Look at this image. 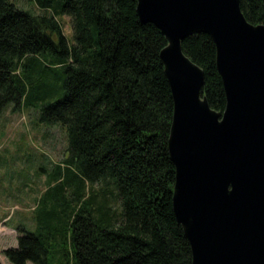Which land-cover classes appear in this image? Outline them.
Returning a JSON list of instances; mask_svg holds the SVG:
<instances>
[{
    "label": "trees",
    "instance_id": "1",
    "mask_svg": "<svg viewBox=\"0 0 264 264\" xmlns=\"http://www.w3.org/2000/svg\"><path fill=\"white\" fill-rule=\"evenodd\" d=\"M33 1L44 12L0 0V110L30 106L61 125L66 147L34 195V229L16 227L17 245L2 249L8 264H66L70 256L75 264H191L172 208L165 36L140 20L137 0ZM239 1L248 21L264 23V0ZM181 44L203 70L210 107L223 111L211 36L192 33Z\"/></svg>",
    "mask_w": 264,
    "mask_h": 264
},
{
    "label": "water",
    "instance_id": "2",
    "mask_svg": "<svg viewBox=\"0 0 264 264\" xmlns=\"http://www.w3.org/2000/svg\"><path fill=\"white\" fill-rule=\"evenodd\" d=\"M136 10L167 41L172 208L191 264H264V23L248 21L239 0H137ZM197 32L215 44L223 111L210 107L203 70L182 50Z\"/></svg>",
    "mask_w": 264,
    "mask_h": 264
},
{
    "label": "rangeland",
    "instance_id": "3",
    "mask_svg": "<svg viewBox=\"0 0 264 264\" xmlns=\"http://www.w3.org/2000/svg\"><path fill=\"white\" fill-rule=\"evenodd\" d=\"M14 1L30 12L43 11L33 0ZM57 18L67 41L72 42L70 16L62 14ZM11 106L8 103L0 110V220L8 208L11 211L6 232L1 230L0 223V264H8L2 256V247L17 244L15 228L34 229L37 202L34 195H41L46 182L53 179L56 164L62 165L66 147V134L59 123H46L30 106L16 111ZM66 264H75L71 256Z\"/></svg>",
    "mask_w": 264,
    "mask_h": 264
},
{
    "label": "crops",
    "instance_id": "4",
    "mask_svg": "<svg viewBox=\"0 0 264 264\" xmlns=\"http://www.w3.org/2000/svg\"><path fill=\"white\" fill-rule=\"evenodd\" d=\"M4 196L2 195L1 196V198H3ZM5 207H9V206H5ZM4 207V208H5ZM10 213H11V211L9 210V208L7 209V211H6V213L5 214H3L2 215V218H1V220H0V223H1V227H2V229L1 230H3V232H6L5 231V227L6 228H10L9 227V224H7L8 223V220H9V216H10ZM16 243H17V236H16ZM17 245V244H16ZM15 246V245H14ZM6 247H8V246H4V247H2V249H4V248H6ZM2 256L4 257V255L2 254ZM5 258V257H4ZM6 259V258H5Z\"/></svg>",
    "mask_w": 264,
    "mask_h": 264
}]
</instances>
